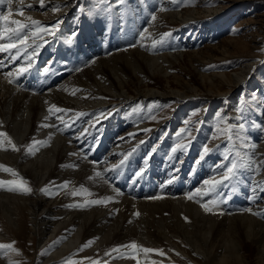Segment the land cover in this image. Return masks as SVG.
<instances>
[{"label":"bare ground","instance_id":"1","mask_svg":"<svg viewBox=\"0 0 264 264\" xmlns=\"http://www.w3.org/2000/svg\"><path fill=\"white\" fill-rule=\"evenodd\" d=\"M170 1L132 0L134 10L127 16L130 39L120 40L117 35L116 44L98 35L101 30L95 32L94 27L104 20V15L99 18L100 14L98 18L84 13L77 17L73 24L81 25L71 39L63 33L69 28L67 22L70 23L67 9L77 0H43V5L41 0H0V27L4 25L0 43L17 45L0 52V133L5 134L0 136V166H3L0 181L5 182L0 184V240L11 236L21 239L28 232L27 238L32 242V251L24 254L29 262H22V255L14 249L6 257V252L0 253V264H79L100 259L109 260L110 264H167L174 255L186 258L190 264H247L244 254L249 245L257 247V258L264 259V206L260 205L264 201V120L255 122L258 134L244 152L235 181L224 187L216 185L225 193L218 197L219 188L204 183L219 178L213 161L188 164L183 172L182 168H173L169 160L175 154L168 151L169 134L157 142L156 150L149 147L151 139L140 143L142 140L135 135L144 127L139 122L133 124L120 105L130 102L133 93L174 99V110L167 122L170 129H175L189 107L186 99L204 91L213 97L228 94L232 89L221 85L236 87L243 82L248 63L231 74L212 75L200 72L201 66L196 65V73L203 78V85L199 86L193 79L182 81L180 74L164 75L185 60V56L191 63V58L195 59L192 53L189 57L184 52L186 45L179 38V31H163L164 25L190 20L194 10L177 11ZM50 4L56 5L57 10L49 9ZM42 8L48 12H40ZM172 8L176 11L172 12ZM139 10L144 11L143 18L136 17ZM5 15L8 21L2 19ZM42 19L49 21L46 27ZM26 20L38 29L32 33L22 29L19 39L25 35L31 41L21 45L13 32L4 29L10 28L11 21L22 24ZM16 27L14 24L10 29ZM148 40L154 45L150 55L139 49ZM37 43L41 46L38 44L33 54L32 50H24L27 45ZM55 43L59 47L54 50ZM81 43H86V49L76 52ZM66 49L75 55L65 53L61 59L72 56L81 68L76 67L72 74L63 70L62 76L52 70L51 76L40 84L43 73L38 65L44 56L49 52L58 57ZM3 58L6 62L2 69L6 72L1 69ZM21 66L28 71L20 73ZM151 79L163 81L164 88H155ZM117 99L121 103L105 112L110 102ZM205 132L206 126L201 123L194 142L196 150ZM145 150H149L145 157L149 171L161 177L157 183L159 191L142 198L128 197L113 187L118 175L115 169L128 155L129 174ZM179 174H184V178ZM180 180L182 191L189 189L186 194H195L198 203L174 194ZM23 187L31 191L25 193ZM13 188L17 190H9ZM81 188L87 192L72 195ZM156 196L161 198L153 199ZM92 200L105 202L87 203ZM209 202L212 210L206 212L201 204ZM242 205L247 207L237 211ZM253 210L257 211V218L252 215ZM133 242L137 249L122 247ZM143 248L161 250L163 254L144 253L140 250Z\"/></svg>","mask_w":264,"mask_h":264},{"label":"rangeland","instance_id":"2","mask_svg":"<svg viewBox=\"0 0 264 264\" xmlns=\"http://www.w3.org/2000/svg\"><path fill=\"white\" fill-rule=\"evenodd\" d=\"M170 2L171 5L174 2L173 5L177 6V11L181 10L183 12L186 10H194L193 16L190 17V20L181 23L164 25L163 31L166 33L174 30L179 31V38L182 40L183 45H186L184 52H188L189 57L192 53L191 56H194L195 59L191 58V63L185 56V60H181V63H179L177 67H174V69H171L169 72L166 71L167 73L164 75L169 76L173 74H180L182 81L193 79L194 83L199 86V84L203 85V82H201L203 78L200 77V74L196 73L194 67L196 65L197 68L201 66L198 68L200 69V72L212 75L217 73L231 74V72L237 70L240 65L248 63L250 67L244 75L243 82L236 87H232V85L228 83L221 85V87L227 90L229 89V91L232 89V92L228 94L213 97L204 91L202 93L200 92V95H194L186 99L185 104H188L189 107L180 118V121L176 124L177 126L175 125V129H170L167 122L174 110L173 105L176 102L174 99L142 97L139 96V94L137 95L136 93H133L131 95L134 98L130 99V102H123L120 105L123 106L126 116H130L129 119L133 120V124H136L137 122L142 124L144 130L142 129V132H138L135 137L142 140V142L143 140L145 141L151 139L150 148L154 147L155 150V146L158 145L159 140L167 133L169 134L171 140L168 145L171 149H168L167 146L166 149H168L169 153L174 148L177 149L174 152V158L169 157V163L174 161V163L180 165L178 169L182 168V172L183 167L188 164H195V166L201 165L204 161H207L206 159H209L208 161H213L214 164L217 165L218 172L216 174L219 176L218 180L222 179L226 167L231 166L232 163H236L238 165L234 174L235 177L242 166L241 160L244 158V152H246L245 150L247 146H249L250 142L258 134L255 122L264 120V0H171ZM133 4L134 2H132V0H77L74 5L67 9L68 11L66 13H69L70 23L67 22L66 26L69 28L68 30L65 29L63 33L67 34V36L71 39L77 34L81 25L76 24L75 26V24H73L77 17H81L86 14L88 17L97 15L96 18H98V15L100 14L99 18L104 15V20L101 22L99 27H94L97 34L101 30V33L98 35H102L103 38L108 37V40H112L116 44L117 35H119L120 40H128L130 39L131 31L130 27L127 26V16L129 15V12H132V9L134 10ZM161 4L162 2H160L159 5ZM54 6L56 5L50 4L49 9H53V11L57 10V6ZM166 10L170 11L169 8ZM139 11L136 13V17L143 18L144 11ZM171 11L175 12L176 8H172ZM40 12L47 13L48 9L42 8ZM107 14L109 16H107ZM115 14L118 15L117 19L115 18ZM150 17L151 15L147 16L148 20ZM44 19L42 20L45 26L49 21L45 22ZM119 19L121 20L119 21ZM84 20H86V18H84ZM31 23L32 22H29V20L22 22V24L26 26V32L28 33H32L38 29L37 27L31 26ZM128 23H130L128 25H131L133 22ZM8 25L10 28H14V24L8 23ZM3 28L4 25L3 27H0V33L3 31ZM27 40L31 41V38H28ZM82 43L78 45L75 50L76 52H80L83 48H85L86 43L85 45H82ZM33 45L34 44L30 45L31 47L27 45L24 50H32L31 54H33L34 48L37 45L40 48L41 43H37L35 46ZM44 45H46V43ZM153 46L154 45L148 40L143 45H140L139 49L149 54V51L153 48ZM56 47H59V45L55 43L54 50ZM67 50L68 49L62 50L64 53H60L58 57L57 55L56 57L55 55L51 56V53L49 52L44 56L43 61H41L38 65V68H40L39 72L41 71L40 73H43L41 75L42 82L40 84L44 83L45 79L47 80L51 76L52 70L53 72L58 71L59 76H62L63 74L61 73L63 70H68L70 73L76 67H78V69L81 68L80 64H78L79 62L77 63L75 58L72 56L67 57L68 59L65 57L64 59H61L65 53L70 55L72 54V52ZM47 55L49 60L47 62L46 69L42 72L41 66L47 59ZM31 57H33V55H31ZM4 58L1 69H4L3 66L6 62V58L5 60ZM188 62L190 64H188ZM67 66H70L69 68L71 69ZM13 67L15 68L14 65ZM3 69L2 71H7ZM160 71L162 70L160 69ZM218 80L219 79H217V81ZM49 82H51V80ZM151 84L155 88L159 87L158 89L164 88L162 85L164 84L163 81L161 82L158 80L157 82H154L151 79ZM117 100L111 101L110 106L105 112H109L111 109H114V105H119L117 104L118 102L121 103L120 99ZM201 123L206 126V132L200 141L199 150H196L194 142L197 130L199 129ZM241 124L244 125L243 128L239 127ZM226 129L231 131H226ZM123 130H121V132ZM229 135H231V139H229ZM258 138L259 136L257 139ZM181 144L186 145V147L182 149L177 148V146ZM204 146H208L211 151L207 155H204L203 159H201ZM166 149L162 152H166ZM149 150H145L141 154V160L147 157L146 155H148ZM121 151L123 152L124 149ZM225 157H228V159H225ZM140 158L136 159V163ZM184 169L186 170V168ZM188 173L189 171L186 172V174ZM233 181L235 180L232 178L219 184L224 187V185L228 186L229 182ZM115 185L113 187L117 188V185ZM220 185L215 186V188L218 187L220 189H218V197L219 195L224 196L225 194L222 193L223 188L221 189L219 187ZM209 192H211V190ZM125 195L137 198L129 193ZM203 197H206V194H204ZM187 200L198 203V201H196L197 198L195 199V197L194 200L188 198ZM260 205L264 206V201L260 202ZM214 206L217 205L214 204ZM242 207L243 205L240 206L237 211L243 210L247 206H244V208ZM256 210H260V208H256ZM256 210H253L251 213L257 218L258 214ZM27 235H29L28 232L21 239L12 238L11 236V238L0 240V244L11 245V248L0 249V253L2 254L6 252L4 254L6 257L8 255V251H14L15 249L19 251L20 255H22L20 257L22 262H29L28 258L24 255L32 251L30 249L32 242L28 240ZM33 235L34 239H36L35 234ZM36 248L37 243L35 242L34 249L36 250ZM256 252L257 247L255 246L249 245L245 248L244 255L247 256V264H264V259L257 258ZM173 257L174 258H171L172 260L170 262L167 261V264H190L184 257H180L178 255H174ZM99 262L102 264H110V261L105 259L96 261L86 260L80 262L79 264H101Z\"/></svg>","mask_w":264,"mask_h":264},{"label":"snow or ice","instance_id":"3","mask_svg":"<svg viewBox=\"0 0 264 264\" xmlns=\"http://www.w3.org/2000/svg\"><path fill=\"white\" fill-rule=\"evenodd\" d=\"M9 2H11V0H9ZM41 4L43 5V0H41ZM2 19H3L4 21H8V20H9V17H8L7 15H5V16L2 17ZM153 19H155V17H153ZM11 23L17 25L16 29L5 28L4 31H5V32H9V31L13 32V33L15 34L16 38L19 39V34H20L21 30L24 29L26 26H25L24 24L19 23L18 21H11ZM33 23L36 24V23H38V22L33 21ZM41 31H48V29H41ZM27 39H28V37L25 36L23 39H19V43H20L21 45H23V44H25V42H26ZM16 47H17L16 43H7V44L0 43V52H2V51H8V50H10V49H14V48H16ZM12 59L15 60L16 57L13 56ZM30 66H31V61H29V67H30ZM18 71H19L20 73H24V72L28 71V68L21 66V67L18 69ZM12 82H14V81H12ZM50 111H51V110H50ZM56 111L59 112V111H61V109L56 108ZM239 127H240V128H243L244 125L241 124V125H239ZM226 131H229V132H230L231 130H227V129H226ZM4 135H5V134L0 133V136H4ZM231 138H232L231 135H229V139H231ZM7 142H8L9 144L12 143L11 140H8ZM13 147L15 148L14 145H13ZM185 147H186V145H183V144L177 146V148H181V149H182V148H185ZM176 150H177V149L174 148V149H173V152H175ZM29 151H31V149H29ZM210 151H211V149H210L208 146H204V148H203V152H202V155H201V159H203V156H204V155H207ZM237 154H238V153H237ZM225 159H228V157H225ZM0 167H3V166H0ZM237 167H238V165H237L236 163H232L231 166L226 167V170L224 171L221 180H218V181H217V180H213V181L205 180L204 183H205L206 185H209V184H210V185H212V187L214 188L217 184H219V183H223L224 181H228L229 179L234 178V174H235V172H236V170H237ZM3 170H4V171H8V172H10L13 176L16 175V173L13 172L11 169L4 168ZM140 174H141V173L138 172V173H137V176H139ZM3 183H5V182L0 181V184H3ZM9 183H15V182L13 181V182H9ZM23 183H24V182H21V184H23ZM65 186H66V185H65ZM9 190H17V189L13 188V189H9ZM22 190H23L25 193L31 191V190H30L29 188H27V187H23ZM81 192H85V193H86L87 190L81 188V189H78L77 191H74V192L72 193V195L75 196V195H78V194L81 193ZM88 194L90 195V193H88ZM194 195H195V194L190 195V196H188L187 198H188V199H193V198H194ZM160 198H161L160 196L153 197V199H160ZM104 202H105V201H103V200H92V201L87 202V203H91V204H100V203H104ZM210 203H211V202H209V203H202V204H201V207H203L204 210H205L206 212L211 211L212 209H211L210 206H209ZM135 215H139V213H136ZM185 219H187V218H185ZM87 246H90V245H85V247H87ZM122 247H130V248H133V249H137V248H138V246H137L134 242L131 243L130 245L122 246ZM7 248H11V245L0 244V249H7ZM140 250L143 251L144 253H151V252H153V251H156V252H158V253H160V254H163L161 250H154V249H150V248H143V249H140Z\"/></svg>","mask_w":264,"mask_h":264}]
</instances>
